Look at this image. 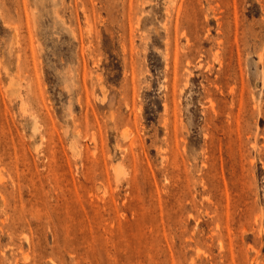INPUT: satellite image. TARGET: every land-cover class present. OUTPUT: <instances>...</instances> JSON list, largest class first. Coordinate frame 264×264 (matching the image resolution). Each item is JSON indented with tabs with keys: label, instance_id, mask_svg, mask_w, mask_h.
<instances>
[{
	"label": "rangeland",
	"instance_id": "1",
	"mask_svg": "<svg viewBox=\"0 0 264 264\" xmlns=\"http://www.w3.org/2000/svg\"><path fill=\"white\" fill-rule=\"evenodd\" d=\"M0 264H264V0H0Z\"/></svg>",
	"mask_w": 264,
	"mask_h": 264
}]
</instances>
